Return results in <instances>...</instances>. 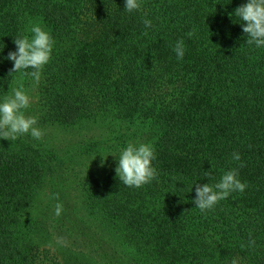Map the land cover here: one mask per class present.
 I'll return each instance as SVG.
<instances>
[{
    "label": "trees",
    "instance_id": "1",
    "mask_svg": "<svg viewBox=\"0 0 264 264\" xmlns=\"http://www.w3.org/2000/svg\"><path fill=\"white\" fill-rule=\"evenodd\" d=\"M246 3L141 0L129 13L125 0H0V100L23 84L42 126L108 132L110 139L79 149L106 145L118 156L128 142L154 148L158 175L140 188L120 182L118 157L76 171L88 256L113 264H264V47L246 43V25L234 16ZM35 23L55 41L38 83L10 76L7 59ZM57 154L30 135L0 139V264H40L30 209ZM231 169L246 189L201 213L195 184L214 185Z\"/></svg>",
    "mask_w": 264,
    "mask_h": 264
},
{
    "label": "clouds",
    "instance_id": "2",
    "mask_svg": "<svg viewBox=\"0 0 264 264\" xmlns=\"http://www.w3.org/2000/svg\"><path fill=\"white\" fill-rule=\"evenodd\" d=\"M141 0H125L124 9L131 13L140 10ZM234 16L242 21V31L247 36L246 43L255 45L257 48L264 47V0H247V3L235 9ZM145 28L152 27V22L143 20ZM28 32L31 35L18 36L13 42L16 45L15 52H9L7 59L13 63L9 72H22L29 76L34 82H39L43 67L50 61L54 46V39L39 23L31 24ZM147 35V33H144ZM194 33L189 32L191 37ZM173 51L178 60L183 59L185 46L183 40L175 43ZM32 69V71H27ZM31 105V97L28 95L23 84L13 88L10 94L3 96L0 100V139L16 140L21 136H31L35 140H41L44 131L37 127L38 119L35 116L27 115V109ZM95 158V157H94ZM93 158V159H94ZM233 160L241 159L239 153H233ZM155 159V151L151 144L140 142H128L118 155V165L115 168L116 176L120 182L127 187L140 188L156 179L158 173L152 166ZM103 165V159H102ZM243 167V165H241ZM195 196L192 201L201 213L211 210L219 201L226 199L232 192H243L247 184L242 183L238 178V171L231 169L223 172L219 182L214 185L208 183L195 184ZM55 204V215L59 217L63 212V204L59 197ZM255 240L249 237L248 246H254ZM241 247L245 245L242 243ZM230 264H238L233 258Z\"/></svg>",
    "mask_w": 264,
    "mask_h": 264
},
{
    "label": "rangeland",
    "instance_id": "3",
    "mask_svg": "<svg viewBox=\"0 0 264 264\" xmlns=\"http://www.w3.org/2000/svg\"><path fill=\"white\" fill-rule=\"evenodd\" d=\"M31 91L33 90L29 89L27 92L31 97V105L26 114L37 117L36 99ZM37 127L45 134L41 140L36 141L48 148L53 145L58 150L52 166L53 173L50 174L48 171L45 175L38 188L35 204L30 209V217L36 220L40 227L34 237V244L40 253L38 262L40 264H113L111 261L107 262L106 258L94 259L87 255L86 248L89 242L84 234L85 228L81 230L78 228V225L81 228V224L86 219L82 218L80 211L77 213L76 209L79 206L75 203L79 193L74 188V183L77 184L76 171L85 173L97 171L102 166L113 164L118 157L115 148L106 145H102L99 151L79 149L80 145L85 146L110 139L108 132L93 124L50 129V126H42L38 121ZM57 195L59 202L63 204V212L59 217L54 214L57 200L53 197Z\"/></svg>",
    "mask_w": 264,
    "mask_h": 264
}]
</instances>
